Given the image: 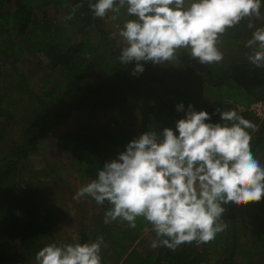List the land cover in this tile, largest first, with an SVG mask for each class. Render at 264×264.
Masks as SVG:
<instances>
[{
    "label": "trees",
    "instance_id": "16d2710c",
    "mask_svg": "<svg viewBox=\"0 0 264 264\" xmlns=\"http://www.w3.org/2000/svg\"><path fill=\"white\" fill-rule=\"evenodd\" d=\"M50 10L70 14L81 26L66 38L64 30L53 26ZM130 18L134 17L122 8L120 19L112 23L122 27ZM250 22L254 24V18H245L222 36L240 45L241 39L250 35ZM113 32L105 18L93 17L89 0H0V264H37L36 253L53 241L59 209L53 205L43 210L40 188L24 185L20 171L53 129L79 111L98 114L99 109L108 108L130 112L97 124L96 130L73 127L58 137V148L76 159L86 180L95 179L104 162L115 159L141 134L150 130L159 134L165 127L175 130L189 104L196 111L209 112L211 120L207 122L225 123L217 109L235 110L250 120L255 125L254 130H248L251 151L264 165V118L260 120L252 111L253 104L264 101V68L244 56L230 65H203L183 52L174 62L176 66L141 62L144 71L133 75L136 62L120 63L123 45L110 38ZM28 55L47 69L35 88L30 84L31 74L14 76ZM11 83H15L13 87ZM202 83L219 95L211 103L201 96ZM17 92L25 98L14 97ZM153 97H158L157 103L151 105ZM136 102L145 106L142 114L134 107ZM181 103L184 110L178 111ZM166 108L171 110L163 112ZM18 123L20 141L10 142L8 131ZM245 205V209L243 204L225 206L221 220L226 227L209 243L193 241L175 250L160 246L157 251L142 253L126 241L130 236L137 240L152 230L151 225L142 217L137 218L134 229L120 220L105 224L104 215L110 208L105 202L98 205L99 216L90 221L92 232L80 219L79 242L104 236L112 240L114 249L120 244L115 253L116 263L122 264H264V197ZM248 217L250 222H246ZM251 221L255 223L252 228ZM117 228L124 229L120 241L114 237ZM102 264L109 262L102 259Z\"/></svg>",
    "mask_w": 264,
    "mask_h": 264
},
{
    "label": "clouds",
    "instance_id": "9594fccd",
    "mask_svg": "<svg viewBox=\"0 0 264 264\" xmlns=\"http://www.w3.org/2000/svg\"><path fill=\"white\" fill-rule=\"evenodd\" d=\"M89 8L94 18L117 21L122 8L134 17L110 34L123 41L120 63L136 62L133 75L144 71L141 62L175 64L183 52L203 65L219 63L224 58L220 36L245 18L261 16V0H89ZM245 47L253 50L246 54L248 61L264 68V28H257ZM177 110L183 111L184 105H177ZM217 112L225 123L207 122L211 114L189 104L175 130H150L131 140L73 198L87 195L98 205L107 202L105 224L120 220L134 229L142 217L156 234L153 248L175 250L184 243L213 241L226 227L221 220L226 205L264 197V165L251 151L248 131L255 125L235 110ZM103 244V237L51 243L36 253L35 260L102 264Z\"/></svg>",
    "mask_w": 264,
    "mask_h": 264
},
{
    "label": "rangeland",
    "instance_id": "374dc122",
    "mask_svg": "<svg viewBox=\"0 0 264 264\" xmlns=\"http://www.w3.org/2000/svg\"><path fill=\"white\" fill-rule=\"evenodd\" d=\"M37 10L40 14L42 13L39 8H37ZM260 11V18L257 19L253 17L255 22L250 35L248 37H244V39H241L239 42L240 45L237 43L234 44L229 39L220 36L218 47L223 52L224 58L218 64L230 65L233 61H237L241 56L247 58L246 54H250L253 51L250 48H246L245 44L249 39H251L253 32L257 28H264V4L261 5ZM50 12L54 17L53 26L55 25V28L64 30L66 32V38L67 36L69 37V35L75 33V28L78 30V28L81 26V22H77L75 17L71 16L72 18L69 19L70 14H66V12L59 13L54 12L53 10H50ZM109 15H111V13H109ZM105 20L107 21V28L118 32L117 27H115L112 21L108 20L107 18H105ZM116 40L119 46L123 45V41L118 35ZM19 67L20 68L18 72L14 73V76L17 77L19 75L18 77H29L27 75L31 74L32 78L30 80V84L33 86V88H35V85L39 83V79L47 71L45 65L40 63V61L33 55L26 56L23 62L20 63ZM11 84L13 87L15 83ZM204 84L205 83H202L203 86L201 87V96L204 100L211 103L214 98L218 97L219 95L215 89L206 88ZM169 87L171 86L169 85ZM20 96L25 98V96L21 93L17 92L14 94V97L16 98ZM157 98L158 97L155 99V97H153L149 100L151 105L155 101V104L157 103ZM165 100H167V98ZM134 107L137 109V111L139 110L138 112H140V114H142L141 110L145 108L144 105H139L138 102H136ZM170 110L171 108H166L163 110V112H168ZM252 111L254 114H256L253 108ZM128 113L130 112L126 109H122L120 112L119 110L115 111L108 108L99 109L98 114H91L85 110L79 111L71 118L55 127L50 135H48V137L42 142L41 146L39 147V151L32 153L29 159L23 162L22 170L20 171V180L22 183L24 185H33L40 188L44 196L42 203L43 210H46L47 207H51L53 205L59 209L58 215H60V218L58 217L56 226L54 228L56 233L53 241L51 240L50 244L56 243L59 245L60 243L68 244L79 242L81 227L80 219H83L84 223L87 224V229L91 231L92 227L90 221H93L95 216H99V214H97L99 206L92 198H87L86 196H82L79 199L73 198L75 193L91 180L89 178L86 180L85 177H82L78 171L79 165L71 154L62 148H58V137L73 127L83 130L88 129L90 126L92 129L96 130L98 128L97 124H105L108 121L115 120L120 116V114L124 117ZM143 116H145V112L143 113ZM258 117L261 120L264 118V115ZM94 125H96V128L93 127ZM21 131L22 128L20 123L12 126L8 131V140L10 142L20 141ZM243 207L245 209L246 205L243 204ZM246 222H250L249 217L247 218ZM251 223L252 224L249 223V227L252 228L255 226V223L253 224L252 221ZM123 231V228L116 229L114 235L116 240L120 241L123 239ZM132 238L133 237L130 236L126 241V244L132 245V247L139 249L142 253H147V251L150 249L153 251L158 250V247L153 248L151 246L152 241L157 238L155 232H153L151 229L146 230L137 240H133ZM103 240L104 244L101 248L102 259L109 262V264H122L121 261L116 263L117 254L115 253L120 244L114 245V249L112 246V240H108L107 238Z\"/></svg>",
    "mask_w": 264,
    "mask_h": 264
},
{
    "label": "built area",
    "instance_id": "2783aa9c",
    "mask_svg": "<svg viewBox=\"0 0 264 264\" xmlns=\"http://www.w3.org/2000/svg\"><path fill=\"white\" fill-rule=\"evenodd\" d=\"M253 110L258 116L264 115V101H258L252 106Z\"/></svg>",
    "mask_w": 264,
    "mask_h": 264
}]
</instances>
